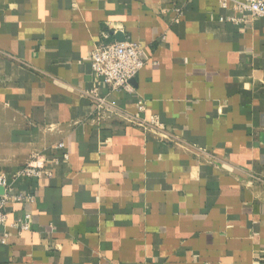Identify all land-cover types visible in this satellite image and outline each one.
Here are the masks:
<instances>
[{"label":"crops","instance_id":"0c3cea01","mask_svg":"<svg viewBox=\"0 0 264 264\" xmlns=\"http://www.w3.org/2000/svg\"><path fill=\"white\" fill-rule=\"evenodd\" d=\"M239 1L0 0V175L32 197L0 264H264V19ZM104 33L143 46L132 92L92 71Z\"/></svg>","mask_w":264,"mask_h":264},{"label":"built area","instance_id":"2783aa9c","mask_svg":"<svg viewBox=\"0 0 264 264\" xmlns=\"http://www.w3.org/2000/svg\"><path fill=\"white\" fill-rule=\"evenodd\" d=\"M241 10L251 12L254 16L264 19V0H242L236 3ZM90 62L92 71L100 78L101 83L106 85L110 90H126L133 91L131 80L145 65L143 58V46L130 39L122 41H109L108 35L104 33L102 40L94 43L90 52ZM89 96L95 103L94 118L97 122L104 119L106 111L114 110L104 98L98 96L93 90ZM138 110H144V101H138ZM130 120L129 118H127ZM139 125H144V128L152 131L160 137L166 138L167 132L160 122L155 117L142 119ZM58 147H63V144H58ZM45 161L34 155L30 160L15 174L14 178L18 177H39L45 172ZM28 198L32 201V197L24 194H14L12 182L4 175H0V225L6 223L7 217L5 206L10 199L22 200ZM28 228L26 223L19 226L20 230ZM4 242V240H2Z\"/></svg>","mask_w":264,"mask_h":264},{"label":"water","instance_id":"95a60500","mask_svg":"<svg viewBox=\"0 0 264 264\" xmlns=\"http://www.w3.org/2000/svg\"><path fill=\"white\" fill-rule=\"evenodd\" d=\"M118 39H119V37H118ZM122 40H124L123 38H121V39H119L118 41H122Z\"/></svg>","mask_w":264,"mask_h":264}]
</instances>
